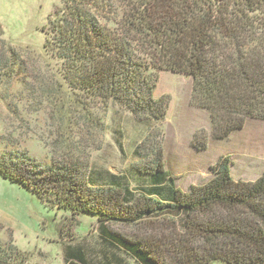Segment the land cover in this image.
I'll return each instance as SVG.
<instances>
[{
  "label": "trees",
  "instance_id": "trees-1",
  "mask_svg": "<svg viewBox=\"0 0 264 264\" xmlns=\"http://www.w3.org/2000/svg\"><path fill=\"white\" fill-rule=\"evenodd\" d=\"M63 1L46 46L61 61L63 80L73 93L113 102L145 125L150 133L135 154L155 161L116 175L62 149L52 166L27 154L0 159L3 179L69 211L74 222L88 215L99 224L95 245L86 243L90 235L66 244V264H264V173L236 181L222 156L207 182L183 191L154 129L170 104L154 97L162 71L193 79L192 104L210 114L216 140L248 120L264 121V0ZM201 140L196 135L194 147L205 151ZM26 261L0 243V264Z\"/></svg>",
  "mask_w": 264,
  "mask_h": 264
},
{
  "label": "rangeland",
  "instance_id": "rangeland-1",
  "mask_svg": "<svg viewBox=\"0 0 264 264\" xmlns=\"http://www.w3.org/2000/svg\"><path fill=\"white\" fill-rule=\"evenodd\" d=\"M63 6V0H0V159L27 154L52 166L62 149L89 156L94 170L116 175L154 165L151 154H135L148 133L145 125L113 102L85 100L63 80L61 61L46 47L53 40L50 21ZM158 77L154 97H168L170 104L154 129L178 188L188 191L207 182L222 156L230 157L236 181L255 182L263 175L264 121L248 120L243 130L216 140L210 114L192 104L193 79L171 71ZM196 135L206 140L205 151L194 147ZM98 225L88 215L74 222L69 211L50 208L23 185L0 176V243L21 251L24 264H66V244L90 235L86 243L95 245L101 241Z\"/></svg>",
  "mask_w": 264,
  "mask_h": 264
},
{
  "label": "crops",
  "instance_id": "crops-1",
  "mask_svg": "<svg viewBox=\"0 0 264 264\" xmlns=\"http://www.w3.org/2000/svg\"><path fill=\"white\" fill-rule=\"evenodd\" d=\"M114 174V173H113Z\"/></svg>",
  "mask_w": 264,
  "mask_h": 264
}]
</instances>
